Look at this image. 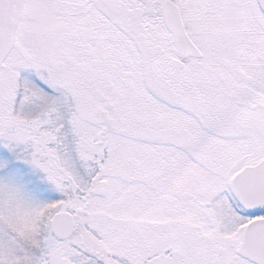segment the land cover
Returning <instances> with one entry per match:
<instances>
[{
	"label": "snow or ice",
	"instance_id": "1",
	"mask_svg": "<svg viewBox=\"0 0 264 264\" xmlns=\"http://www.w3.org/2000/svg\"><path fill=\"white\" fill-rule=\"evenodd\" d=\"M0 264H264V0H0Z\"/></svg>",
	"mask_w": 264,
	"mask_h": 264
}]
</instances>
